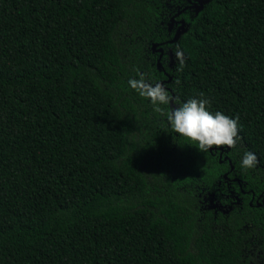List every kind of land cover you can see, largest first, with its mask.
I'll return each instance as SVG.
<instances>
[{
    "label": "trees",
    "instance_id": "16d2710c",
    "mask_svg": "<svg viewBox=\"0 0 264 264\" xmlns=\"http://www.w3.org/2000/svg\"><path fill=\"white\" fill-rule=\"evenodd\" d=\"M200 1L0 0V264H264V0ZM192 98L233 145L172 132Z\"/></svg>",
    "mask_w": 264,
    "mask_h": 264
},
{
    "label": "clouds",
    "instance_id": "9594fccd",
    "mask_svg": "<svg viewBox=\"0 0 264 264\" xmlns=\"http://www.w3.org/2000/svg\"><path fill=\"white\" fill-rule=\"evenodd\" d=\"M133 87L135 81H129ZM141 94L150 98L155 105L156 112H163L160 104H170L171 98L160 86L153 87ZM209 101L207 99L192 98L179 106H172L167 112V121L174 134L185 137L199 145L200 149L208 151L212 146L227 145L235 143L237 137V120L217 111L214 114L207 110ZM256 156L248 152L244 155L242 167H252Z\"/></svg>",
    "mask_w": 264,
    "mask_h": 264
},
{
    "label": "rangeland",
    "instance_id": "374dc122",
    "mask_svg": "<svg viewBox=\"0 0 264 264\" xmlns=\"http://www.w3.org/2000/svg\"><path fill=\"white\" fill-rule=\"evenodd\" d=\"M203 205L207 209H213V208L224 209L225 207H227L225 203L218 201L216 197L204 198ZM228 207L230 206L228 205Z\"/></svg>",
    "mask_w": 264,
    "mask_h": 264
},
{
    "label": "water",
    "instance_id": "95a60500",
    "mask_svg": "<svg viewBox=\"0 0 264 264\" xmlns=\"http://www.w3.org/2000/svg\"><path fill=\"white\" fill-rule=\"evenodd\" d=\"M204 2H205L204 0H201V1L199 2V7H198L199 9H201V8L203 7V3H204ZM183 29H184V22L181 21V25L179 26V28H178V30H177V32H176V35H175L173 41L177 40L178 35H179V32L182 31Z\"/></svg>",
    "mask_w": 264,
    "mask_h": 264
},
{
    "label": "flooded vegetation",
    "instance_id": "af4514ba",
    "mask_svg": "<svg viewBox=\"0 0 264 264\" xmlns=\"http://www.w3.org/2000/svg\"><path fill=\"white\" fill-rule=\"evenodd\" d=\"M189 1V0H188ZM184 10V9H183ZM179 28V27H178ZM178 30V29H177ZM224 177L226 178V175H224ZM257 200H260V203H258V205L260 206L261 204H264V200L260 197H258ZM258 202V201H257Z\"/></svg>",
    "mask_w": 264,
    "mask_h": 264
}]
</instances>
